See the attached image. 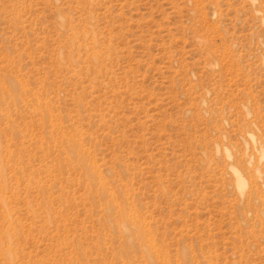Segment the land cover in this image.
<instances>
[{"label": "rangeland", "instance_id": "374dc122", "mask_svg": "<svg viewBox=\"0 0 264 264\" xmlns=\"http://www.w3.org/2000/svg\"><path fill=\"white\" fill-rule=\"evenodd\" d=\"M0 264H264V0H0Z\"/></svg>", "mask_w": 264, "mask_h": 264}, {"label": "bare ground", "instance_id": "6f19581e", "mask_svg": "<svg viewBox=\"0 0 264 264\" xmlns=\"http://www.w3.org/2000/svg\"><path fill=\"white\" fill-rule=\"evenodd\" d=\"M136 231H138V229H137ZM137 233H138V232H137ZM137 233H135V235H137ZM137 236H139V234H138Z\"/></svg>", "mask_w": 264, "mask_h": 264}]
</instances>
